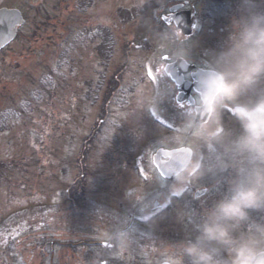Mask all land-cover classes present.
<instances>
[{"label": "rangeland", "instance_id": "rangeland-1", "mask_svg": "<svg viewBox=\"0 0 264 264\" xmlns=\"http://www.w3.org/2000/svg\"><path fill=\"white\" fill-rule=\"evenodd\" d=\"M177 3L195 11L189 38L162 21ZM255 4L264 11V0ZM3 6L23 9L29 17L39 8L43 17L37 26L31 20L25 36L0 58V130L5 127L0 131V264H92L86 253L79 254L90 241L112 242L123 255L156 264L165 248L195 240L219 202L220 178L248 166L245 158L222 161V149L214 145L226 154L242 129L230 117L219 142L197 131L189 138L183 115L177 117L163 56L220 66L232 46L235 21L245 12L243 0H0ZM104 28L115 40L108 54L102 50ZM145 64L153 69L156 86L147 81ZM258 87L264 89V82ZM254 96L249 92L240 100ZM221 124L217 113L202 130L219 133ZM186 141L194 161L166 191L152 157L159 148ZM201 188L213 192L195 200ZM221 193L220 200L230 195L223 188ZM140 204L147 220L160 217L127 231ZM171 204L175 208L169 211ZM14 214L21 217L3 223ZM229 227L234 239L258 236L264 209L250 210L247 220ZM206 247L219 249L217 256L227 260L221 264H229L228 247Z\"/></svg>", "mask_w": 264, "mask_h": 264}, {"label": "clouds", "instance_id": "clouds-1", "mask_svg": "<svg viewBox=\"0 0 264 264\" xmlns=\"http://www.w3.org/2000/svg\"><path fill=\"white\" fill-rule=\"evenodd\" d=\"M244 14L235 21L236 32L232 46L220 66L200 74L196 109L205 115L215 116L226 103L234 106L240 122L241 134L226 148L233 159L245 158L247 167H240L233 181L230 195L219 201L199 227L200 234L189 240L169 246L161 253L159 264H221L216 258L217 248L206 245L226 246L231 251L229 264H264V227L259 235L234 239L230 224L245 221L250 210L264 209V11L257 10L255 0H243ZM254 92V98H240ZM189 127L207 141L219 142L222 133L215 130L207 135L201 125L189 121ZM168 171L182 179L188 170L189 154L174 152L166 157ZM125 241H122V244Z\"/></svg>", "mask_w": 264, "mask_h": 264}, {"label": "water", "instance_id": "water-1", "mask_svg": "<svg viewBox=\"0 0 264 264\" xmlns=\"http://www.w3.org/2000/svg\"><path fill=\"white\" fill-rule=\"evenodd\" d=\"M183 7V5H177L171 8L172 14L169 17H165L164 20L167 23L175 22L176 26L182 31V33L186 36H190L193 32V24L191 19V12H179L178 11ZM17 11H1L0 12V49L3 48L6 44L11 42L15 36V32L18 24L20 23V16ZM191 68L183 61L178 60L174 62L167 68L168 73H170L172 79L176 82L179 88L183 91H188L186 89L185 84H183L182 79L183 75L179 74V70L181 73H185ZM197 89V87H196ZM184 98V93H182L179 99L182 101ZM197 111L196 122L197 123H206L209 120L210 115H205L204 113ZM174 152H186L189 154L190 161L192 159V151L188 148H182L174 151H165L160 150L154 157V162L156 167L159 169L161 175L167 179L172 181L175 176L170 174L168 171L167 161H164L166 157L170 158ZM205 191L199 192V195L204 194Z\"/></svg>", "mask_w": 264, "mask_h": 264}, {"label": "flooded vegetation", "instance_id": "flooded-vegetation-1", "mask_svg": "<svg viewBox=\"0 0 264 264\" xmlns=\"http://www.w3.org/2000/svg\"><path fill=\"white\" fill-rule=\"evenodd\" d=\"M7 53H8V49L2 50V51L0 52V58H1L3 55H6ZM199 65H201V64H198L197 66L199 67ZM203 68H207V67H203ZM186 78H187L188 80L192 79L191 75H188ZM263 82H264V81H263ZM193 95H194V97H195L196 100H197L198 94H196V93L193 92ZM186 105H188V103H186ZM220 113L224 114V113H226V112L223 111V108H222L221 111H220Z\"/></svg>", "mask_w": 264, "mask_h": 264}, {"label": "snow or ice", "instance_id": "snow-or-ice-1", "mask_svg": "<svg viewBox=\"0 0 264 264\" xmlns=\"http://www.w3.org/2000/svg\"><path fill=\"white\" fill-rule=\"evenodd\" d=\"M176 103H177L178 107H182L184 102H183V101H180V100L178 99V96H177ZM154 115H155V114H154ZM174 130H175V129H174Z\"/></svg>", "mask_w": 264, "mask_h": 264}, {"label": "trees", "instance_id": "trees-1", "mask_svg": "<svg viewBox=\"0 0 264 264\" xmlns=\"http://www.w3.org/2000/svg\"><path fill=\"white\" fill-rule=\"evenodd\" d=\"M128 13V12H127ZM123 14V13H122ZM188 261V260H187ZM140 262H142V261H140ZM140 262H135L134 260L132 261V262H130V264H139ZM186 264H188V262H186Z\"/></svg>", "mask_w": 264, "mask_h": 264}]
</instances>
